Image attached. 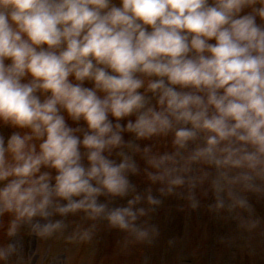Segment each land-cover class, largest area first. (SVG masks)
<instances>
[{
  "label": "clouds",
  "instance_id": "clouds-1",
  "mask_svg": "<svg viewBox=\"0 0 264 264\" xmlns=\"http://www.w3.org/2000/svg\"><path fill=\"white\" fill-rule=\"evenodd\" d=\"M0 126L15 129L0 135V264H32L25 229L83 245L104 220L151 244L159 230L141 219L172 195L199 208L205 185L210 211L251 232L249 194L264 198V0H0ZM137 175L159 194L137 192ZM77 214L92 223L65 222Z\"/></svg>",
  "mask_w": 264,
  "mask_h": 264
},
{
  "label": "rangeland",
  "instance_id": "rangeland-1",
  "mask_svg": "<svg viewBox=\"0 0 264 264\" xmlns=\"http://www.w3.org/2000/svg\"><path fill=\"white\" fill-rule=\"evenodd\" d=\"M67 122L72 127L77 126L71 120ZM79 126H83V123ZM13 131L15 129L8 126H0V135L5 138ZM124 139L126 142L133 140L129 134H125ZM140 143L141 147L155 143L161 152L169 150L164 141ZM136 159L143 168V161L139 157ZM130 180L139 193L152 187L153 194H159L158 186L149 185L142 175L131 176ZM196 195L200 206L195 210L189 207L183 196L172 195L163 197V203L148 217L141 219L140 223L146 220L159 230L158 237L151 244L126 243V233L110 228L104 220H98L93 240L83 245L66 242L52 245L51 241L42 242L25 229L21 233V238L26 237L22 240L23 251L26 256L34 257L32 264H41L52 246L50 255L55 257L54 264H190V259L196 256L197 260L193 264H264V198L249 194L254 209L253 218L261 220V224L249 232L242 229L240 220L233 216L210 211L214 196L207 185L198 188ZM99 199L110 207H124L128 198L102 196ZM241 215L247 219L246 213ZM8 219L7 216L3 218L5 225ZM65 222L71 226L81 224L84 227L92 223L84 220L83 214L69 216ZM71 230L72 227H69L68 232Z\"/></svg>",
  "mask_w": 264,
  "mask_h": 264
}]
</instances>
